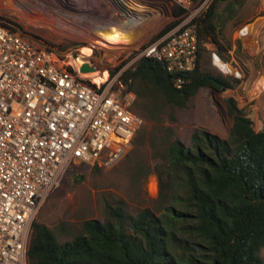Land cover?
<instances>
[{"label":"trees","instance_id":"1","mask_svg":"<svg viewBox=\"0 0 264 264\" xmlns=\"http://www.w3.org/2000/svg\"><path fill=\"white\" fill-rule=\"evenodd\" d=\"M221 1L226 4L219 10ZM242 3L210 0L193 19L198 59L192 70L180 74V87L176 86L177 75L151 56L139 57L124 72V92L135 95L130 107L147 126L162 125L175 106L184 107L202 87L237 86L239 78L203 70L200 61L205 42L212 43L220 57L230 48L222 30ZM183 10L175 5L173 14L178 16ZM177 23L168 24L154 39ZM0 25L19 32L4 18ZM225 104L232 117L226 138L194 130L190 145L184 146L169 136L161 137L164 162L163 169L157 170V211L143 207L128 222L121 207H108L104 221L82 220L79 233L68 241H59L54 229L36 220L27 249L28 264H264L259 254L264 248V131L254 129L252 119L233 97H227ZM147 131V127L140 129L136 140L142 141ZM79 166L87 165H74ZM83 177L78 170L74 179L79 182Z\"/></svg>","mask_w":264,"mask_h":264},{"label":"rangeland","instance_id":"2","mask_svg":"<svg viewBox=\"0 0 264 264\" xmlns=\"http://www.w3.org/2000/svg\"><path fill=\"white\" fill-rule=\"evenodd\" d=\"M196 2L176 16L173 10L177 3L173 0H0V18L8 20L25 37L54 51L64 66L79 69L82 62H90L96 71L81 74L91 84L110 83L113 90L126 93L121 76L135 65L142 48L168 24L193 13ZM225 4L221 1L218 9ZM97 25L106 28L99 30ZM249 27L254 32L247 39L244 31ZM112 29L126 33L131 41L109 44L101 31ZM222 32L230 48L220 57L216 47L205 42L201 68L226 77L233 75L239 78L237 86L225 90L202 87L184 107L175 106L162 125L150 128L144 121L140 129L147 127L148 131L143 140H136V134L127 153L107 167L71 166L58 187L47 195L34 221L54 229L59 241H68L79 233L82 220L104 221L108 207H121L128 222L143 207L157 211V170L163 169L164 162L161 137L169 136L184 146L190 145L194 130L226 138L232 125L225 104L227 97L236 100L252 119L255 130L264 131V0H243ZM224 40H220L223 45ZM83 48L90 54L85 55ZM100 71H106L105 81L90 76ZM78 170L84 175L79 182L74 179ZM162 178L165 180V175ZM259 254L264 262V248Z\"/></svg>","mask_w":264,"mask_h":264},{"label":"built area","instance_id":"3","mask_svg":"<svg viewBox=\"0 0 264 264\" xmlns=\"http://www.w3.org/2000/svg\"><path fill=\"white\" fill-rule=\"evenodd\" d=\"M209 2H196L193 13L139 52L162 61L177 87L180 74L196 66L193 19ZM133 100L110 83L89 84L45 45L0 25V264H28L37 211L71 166L107 167L127 153L144 123Z\"/></svg>","mask_w":264,"mask_h":264},{"label":"bare ground","instance_id":"4","mask_svg":"<svg viewBox=\"0 0 264 264\" xmlns=\"http://www.w3.org/2000/svg\"><path fill=\"white\" fill-rule=\"evenodd\" d=\"M132 22V21H131ZM134 22H136V18L134 19ZM105 24V23H104ZM106 28V26L104 25H97L96 26V29H99L100 28ZM115 27V25H114ZM106 31V30H105ZM108 31V30H107ZM100 32V31H99ZM246 33V38L249 37L253 32H254V29L252 27H249L248 29H246L244 31ZM259 32V31H258ZM101 35L103 36V38L109 43V44H117V43H120V42H130L131 41V37L129 35H127L126 33L124 32H121L120 30L117 31V30H111L109 32H102L101 31ZM249 39V38H247ZM249 42V41H248ZM255 43V42H254ZM253 47V46H252ZM251 48V47H250ZM87 48H83L82 51L85 55H89L90 52L86 50ZM258 50V49H257ZM79 61V59H78ZM83 63V62H82ZM81 63V64H82ZM80 64V65H81ZM79 65V66H80ZM90 76L94 77L95 79H97L98 81H105L107 79V73L106 71H100V72H94L92 74H90ZM263 84V82H262Z\"/></svg>","mask_w":264,"mask_h":264},{"label":"water","instance_id":"5","mask_svg":"<svg viewBox=\"0 0 264 264\" xmlns=\"http://www.w3.org/2000/svg\"><path fill=\"white\" fill-rule=\"evenodd\" d=\"M79 72L81 73H87V72H93L96 71V67L92 65L88 61H84L80 66H79ZM222 90H225V87H222Z\"/></svg>","mask_w":264,"mask_h":264}]
</instances>
